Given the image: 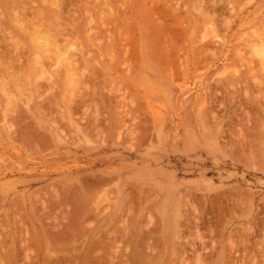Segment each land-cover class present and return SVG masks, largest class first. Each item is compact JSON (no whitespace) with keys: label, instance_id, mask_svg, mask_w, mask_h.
Listing matches in <instances>:
<instances>
[{"label":"rangeland","instance_id":"1","mask_svg":"<svg viewBox=\"0 0 264 264\" xmlns=\"http://www.w3.org/2000/svg\"><path fill=\"white\" fill-rule=\"evenodd\" d=\"M214 1L0 0V264H264V0Z\"/></svg>","mask_w":264,"mask_h":264},{"label":"bare ground","instance_id":"2","mask_svg":"<svg viewBox=\"0 0 264 264\" xmlns=\"http://www.w3.org/2000/svg\"><path fill=\"white\" fill-rule=\"evenodd\" d=\"M56 1H58V0H56ZM55 1V2H56ZM166 1V0H165ZM170 1V0H169ZM215 1H217V0H215ZM214 1V2H215ZM228 1H232V0H228ZM53 2H54V0H53ZM54 2V3H55ZM105 2V1H104ZM113 2V1H112ZM157 2V1H156ZM155 2V3H156ZM226 2V1H225ZM103 3V2H102ZM223 3V2H222ZM231 3L232 2H230V4H229V7H231ZM254 3H255V1H254ZM113 4H114V2H113ZM167 4V3H166ZM234 4V3H233ZM66 5V4H65ZM111 5V4H110ZM109 5V6H110ZM216 5V4H215ZM224 5V4H223ZM251 5V4H250ZM263 5H264V3H263ZM263 5H261V6H263ZM59 6H60V4H59ZM233 6V5H232ZM260 6V7H261ZM152 7V6H151ZM225 7V6H224ZM159 8V7H158ZM161 8V7H160ZM232 8V7H231ZM262 8V7H261ZM113 9V8H112ZM178 10V9H177ZM231 11L233 10V8L232 9H230ZM259 9L257 8V10L256 11H258ZM263 10V9H262ZM59 11V10H58ZM254 11H255V9H254ZM25 12V11H24ZM117 12H119V11H117ZM177 12V11H176ZM264 12V11H263ZM8 13V12H7ZM18 13H19V11H17V15H18ZM170 13V12H169ZM259 13V12H258ZM3 14V13H2ZM178 14V13H177ZM5 15V14H4ZM31 15V14H30ZM2 16V15H1ZM225 16V15H224ZM255 16V15H254ZM3 17V16H2ZM1 17V18H2ZM18 17V16H17ZM249 17V16H248ZM163 18H164V16H163ZM232 18V17H231ZM231 18H229L230 20H231ZM247 18V17H246ZM245 18V19H246ZM17 20H18V18H17ZM33 20V19H32ZM33 21H35V20H33ZM33 21H31V22H33ZM164 21V20H163ZM228 20H227V18H226V22H227ZM246 21H248V18H247V20ZM166 22V21H165ZM225 22V21H224ZM24 23V21H22V23H20V24H23ZM213 23V22H212ZM248 23V22H247ZM251 23V22H250ZM255 23V22H254ZM164 24H166V23H164ZM225 24V23H224ZM227 24H230V23H227ZM26 25H28V23L26 24ZM25 24H24V26H26ZM45 25V24H44ZM43 25V26H44ZM182 25V24H181ZM213 25V24H212ZM19 26H21V25H19ZM23 26V27H24ZM29 26V25H28ZM40 26H41V24H40ZM39 26V27H40ZM228 26V28L231 26H229V25H227ZM35 27H36V25H35ZM29 28L31 29V27L29 26ZM28 28V29H29ZM42 28V27H41ZM45 28V27H44ZM0 29H1V27H0ZM26 29V28H25ZM46 29V28H45ZM44 29V30H45ZM117 29V28H116ZM177 29V28H176ZM255 30V29H254ZM211 31H212V29H211ZM256 31H258L257 29L255 30V32ZM29 32V31H28ZM169 32V31H168ZM254 31H252L250 34L248 33V35L249 36H251V38L253 37L251 34L253 33ZM38 33H40V32H38ZM46 33V32H45ZM247 33V32H246ZM259 33V32H258ZM258 33H256L255 34V40L253 41L252 39V42H255L256 43V45H257V50H256V53H257V55H259V57H260V61L263 63V65H264V36H262L261 34H258ZM42 34V36H43V33H41ZM40 34V35H41ZM4 35V34H3ZM50 35V34H49ZM36 36H37V34H36ZM44 36L46 37V34H44ZM51 36V35H50ZM49 36V37H50ZM170 36V35H169ZM253 37V38H254ZM33 41H36V44H37V46H38V50L39 49H41L40 47H43V46H45V45H47V44H49V40L48 39H46V38H43V37H38V38H36V40H35V37L33 36ZM170 38V37H169ZM10 39H12V38H10ZM50 39H51V37H50ZM220 39V38H219ZM244 39H245V37H244ZM13 40V39H12ZM221 40V39H220ZM11 41V40H10ZM14 41V40H13ZM16 41H17V39H16ZM51 41V43H53L54 44V46H56V47H58V45H56V43H57V39H55V38H52V40H50ZM244 41H246V40H244ZM3 42V41H2ZM62 42V41H61ZM249 42H250V40H249ZM13 43V42H12ZM11 44V43H10ZM15 45H16V43H14ZM58 44V43H57ZM63 45V44H62ZM17 46H18V44H17ZM18 47H20V46H18ZM18 47L16 48V52H17V49H18ZM45 47H47V46H45ZM44 47V48H45ZM60 47L61 46H59L58 48L59 49H57L56 51H55V60L57 61V64H59L60 62H63L64 63V65H66L67 67L68 66H70V67H72L71 66V64L72 63H74L72 60V58H71V56H69V54H68V52H67V49L65 48V47H67L66 45H65V47L64 46H62L63 47V49H60ZM61 47V48H62ZM3 48V47H2ZM6 48V47H5ZM36 48V47H35ZM43 48V49H44ZM50 49V48H49ZM223 49V48H222ZM221 49V50H222ZM245 50V49H244ZM47 50H45V52H46ZM2 52V51H1ZM9 52V51H8ZM38 52V51H37ZM49 52V51H48ZM3 53V52H2ZM11 53V52H10ZM40 53V54H39ZM38 54H39V57L37 58L35 55L37 54H35L34 55V57H36V58H34V60H35V62H34V64H35V66H36V68H37V70L39 69L40 70V72H41V74H44L45 73V70H44V60H43V58H42V55H41V51L39 52ZM37 54V55H38ZM65 54H67L70 58L69 59H67V58H63L64 56H65ZM253 54V53H252ZM251 54V55H252ZM250 55V56H251ZM256 55V56H257ZM2 56V55H1ZM12 56V55H11ZM16 56V55H15ZM19 56V55H18ZM63 56V57H62ZM253 56V55H252ZM251 56V57H252ZM73 57V56H72ZM254 57H255V55L253 56V60H254ZM12 58V57H11ZM48 58H49V56H48ZM47 58V59H48ZM247 58V57H246ZM50 59V58H49ZM66 59V60H65ZM8 60V59H7ZM168 60V59H167ZM14 61V60H13ZM48 61V60H47ZM248 61V60H247ZM246 61V62H247ZM250 61H251V59H250ZM255 61H256V59H255ZM259 61V62H260ZM33 62V61H32ZM55 62V61H54ZM249 62V61H248ZM6 63V62H5ZM45 63H47V62H45ZM81 63V62H80ZM54 64V63H53ZM245 64H247V63H245ZM254 64H255V62H254ZM32 65H33V63H32ZM47 65V64H46ZM52 65V64H51ZM74 65H75V63H74ZM252 65H253V63H252ZM258 65H259V63H258ZM257 64L255 65V67L256 66H258ZM53 66V65H52ZM246 66V65H245ZM34 67V66H33ZM19 68V67H18ZM73 68V67H72ZM15 70H16V68H14ZM67 69V68H66ZM22 70V69H21ZM38 70V71H39ZM72 70V69H71ZM17 71V70H16ZM252 71V70H251ZM264 71V70H263ZM40 72H38L37 74H39ZM19 73V72H18ZM36 74V75H37ZM41 74H39V75H41ZM46 74V73H45ZM69 74H71V72L69 73ZM74 74H75V72H74ZM254 74V73H253ZM38 75V76H39ZM37 76V77H38ZM42 76V75H41ZM242 76V75H241ZM240 76V77H241ZM78 77V76H77ZM35 79H36V77H35ZM3 81V80H2ZM258 81V80H257ZM264 80H262V82H263ZM79 83V82H78ZM258 83V82H257ZM8 84H10V83H8ZM80 85V84H79ZM8 86H10V85H8ZM89 86V85H88ZM11 87H13L12 86V84H11ZM4 88V87H3ZM8 89V88H7ZM11 89V88H10ZM16 89V88H15ZM235 89H236V87H235ZM248 89V88H247ZM230 90V89H229ZM8 91H10V90H8ZM7 91V92H8ZM20 91H21V89H20ZM11 92L12 91H10L8 94H10V97L11 96H13V95H11ZM16 92V91H15ZM98 92V91H97ZM235 92V91H234ZM211 93V92H210ZM232 94H234V93H232ZM257 94V93H256ZM89 95V94H88ZM215 95V94H214ZM236 95V94H235ZM259 95V94H258ZM264 95V94H263ZM65 96V95H64ZM64 96H63V98H64ZM231 96V95H230ZM9 97V96H8ZM235 96H233V98H234ZM254 97V96H253ZM261 97V96H260ZM18 98H19V96H18ZM214 98H215V96H214ZM12 99H14V98H12ZM241 99V98H240ZM8 100H10V99H8ZM15 100H16V97H15ZM14 100V101H15ZM19 100V99H18ZM87 100V99H86ZM101 100V99H100ZM11 101V100H10ZM91 101V100H90ZM106 101V100H105ZM92 102V101H91ZM101 102V101H100ZM16 103V102H15ZM99 103V102H98ZM92 104V103H91ZM95 104V103H94ZM86 105V104H85ZM100 105V104H99ZM102 105V104H101ZM65 106V105H64ZM11 107V106H10ZM14 107V106H13ZM220 107H222V106H220ZM223 108V107H222ZM245 108V107H244ZM96 109H97V111H98V108H97V106H96ZM9 110L11 111L12 110V107L11 108H9ZM17 110V109H16ZM19 110V109H18ZM242 111H243V109H242ZM246 111H248V110H246ZM14 112V111H13ZM235 112V111H234ZM249 112L250 111H248V115H249ZM22 113L20 112V115H21ZM96 114V113H95ZM213 114V113H212ZM240 114V113H239ZM239 114H238V116H239ZM97 115H99V114H97ZM250 115H252V113L250 114ZM250 115L248 116V120H250L249 119V117H250ZM255 115V114H254ZM136 116V115H135ZM216 116V115H215ZM215 116H213V117H215ZM245 116V115H244ZM253 116V115H252ZM256 116V115H255ZM217 117H219V116H217ZM222 117V116H221ZM246 117V116H245ZM251 118V117H250ZM215 119H216V117H215ZM222 119V118H221ZM255 119V118H254ZM15 120V119H14ZM86 120V119H85ZM212 120H214V119H212ZM142 121V120H141ZM143 122V121H142ZM216 122V121H215ZM246 122V121H245ZM251 121H249V123H250ZM211 123V122H210ZM242 123V122H241ZM251 124V123H250ZM245 125V124H244ZM18 126V125H17ZM20 126V125H19ZM103 126V125H102ZM235 126V125H234ZM237 126V125H236ZM26 127V126H25ZM150 127H151V124H150ZM252 127V126H251ZM142 128V127H141ZM238 128V127H237ZM139 129V128H138ZM239 129V128H238ZM240 129H242V128H240ZM259 129V128H258ZM145 130V129H144ZM133 131H135V130H133ZM137 131V130H136ZM147 131V130H146ZM132 132V131H131ZM241 133V132H240ZM41 134V133H40ZM226 134H228V133H226ZM33 137V136H32ZM49 137V136H48ZM234 137V136H233ZM241 137V136H240ZM139 138V137H138ZM231 138V137H230ZM243 138H246V137H243ZM44 139V138H43ZM238 139V138H237ZM140 140V139H139ZM146 140V139H145ZM247 140H248V138H247ZM35 141V140H34ZM252 141V140H251ZM44 142V141H43ZM139 142V141H138ZM244 142H245V140H244ZM250 142V141H249ZM232 143V142H231ZM30 144V143H29ZM37 144V143H36ZM234 144V143H233ZM39 145H41V143L39 144ZM234 145H236V144H234ZM240 146V145H239ZM258 146V145H257ZM48 147V146H47ZM41 148H42V146H41ZM240 148H241V146H240ZM239 148V149H240ZM243 148V147H242ZM253 148V147H252ZM246 154V153H245ZM99 180V179H98ZM102 180V179H101ZM107 180H109V179H107ZM95 181V180H94ZM103 181V180H102ZM106 181V180H105ZM107 183H108V181H106ZM90 189V188H89ZM98 189V188H97ZM75 192V191H74ZM83 194H84V192H82ZM91 193V192H90ZM87 194V193H86ZM242 194V193H241ZM144 195V194H143ZM233 195V194H232ZM80 196V195H79ZM145 197H143V198H146V196L147 195H144ZM81 197V196H80ZM148 199V198H147ZM239 200H243L242 198L241 199H239ZM239 200H238V203H239ZM144 201V200H143ZM217 201V200H216ZM247 201V200H246ZM85 202V201H84ZM178 202V201H177ZM242 203V202H241ZM187 204V203H186ZM226 204V203H225ZM246 204V203H245ZM188 205H189V203H188ZM187 206V205H186ZM189 207V206H188ZM240 207V206H239ZM191 208H193V210L191 209ZM198 208L199 207H197L196 205H194L193 203L191 204L190 203V209L193 211V212H196V218H195V220H196V222L198 221L199 222V219L201 220V221H203V219L201 218L202 217V211H201V209L198 211ZM203 208V207H202ZM219 208H220V206H219ZM241 209V208H240ZM87 210H90V209H87ZM88 212V211H87ZM198 213H199V215H198ZM220 215V214H219ZM220 217H221V215H220ZM83 218V217H82ZM193 218V217H192ZM209 218V217H208ZM188 219V218H187ZM194 219V218H193ZM198 219V220H197ZM220 219V218H219ZM189 220V219H188ZM216 220V219H215ZM218 220V219H217ZM222 221V220H221ZM198 222H197V224H198ZM213 222V221H212ZM217 222V221H216ZM189 223V222H188ZM191 223V222H190ZM194 223H195V221H194ZM219 223V222H218ZM69 224V223H68ZM196 224V223H195ZM207 225H209V224H207ZM213 225V224H212ZM220 225V224H219ZM62 226V225H61ZM76 226V225H75ZM192 226V225H191ZM73 227V226H72ZM161 227V226H160ZM194 227H200L199 226V224H198V226L196 225V226H194ZM208 227V226H207ZM85 228V227H84ZM213 228V227H212ZM61 229V228H60ZM214 229V228H213ZM213 229H211V233H213ZM85 230V229H84ZM197 231H196V235H194V236H197L198 238H200V239H202L203 237H204V231L202 230V231H200V230H198V229H196ZM67 231V230H66ZM207 231V230H206ZM215 231V230H214ZM194 232H195V230H194ZM62 234V233H61ZM73 234V233H72ZM127 235L126 236H128V233H126ZM146 234V233H145ZM210 234V233H209ZM217 234V233H216ZM119 236V235H118ZM71 237V236H70ZM110 237V236H109ZM146 237V236H145ZM206 237V236H205ZM123 238V237H122ZM188 239V238H187ZM194 239V238H193ZM192 239V240H193ZM199 239V240H200ZM204 239V238H203ZM195 240H196V237H195ZM111 241V240H110ZM189 241H190V239H189ZM201 241V240H200ZM203 241V240H202ZM115 242H116V240H115ZM119 242V241H118ZM118 242H117V244H118ZM191 242V241H190ZM114 244V243H113ZM198 245V244H197ZM203 245V244H202ZM143 246V245H142ZM150 246V245H149ZM151 246H152V244H151ZM190 246H191V243H190ZM193 247H192V249H194L195 248V246L194 245H192ZM207 246V245H206ZM64 247V246H63ZM97 247V246H96ZM117 247V246H116ZM75 248V247H74ZM155 248V247H154ZM178 248V247H177ZM182 248V247H181ZM198 248V247H197ZM197 248H195V249H197ZM65 249V248H64ZM114 249V248H113ZM150 249V248H149ZM183 249V248H182ZM207 249V248H206ZM140 250V249H139ZM179 250V249H178ZM73 251V250H72ZM115 251V250H114ZM194 251H197V250H194ZM91 253V252H90ZM114 253V252H113ZM141 255V254H140ZM240 255V254H239ZM106 256V255H105ZM246 256V255H245ZM244 257V256H243ZM83 258V257H82ZM159 258V257H158ZM249 258V257H248ZM247 258V259H248ZM110 259V258H109ZM240 259V258H239ZM111 260H112V258H111ZM176 262V261H175ZM243 262V261H242ZM184 264V263H183ZM241 264V263H240Z\"/></svg>","mask_w":264,"mask_h":264}]
</instances>
